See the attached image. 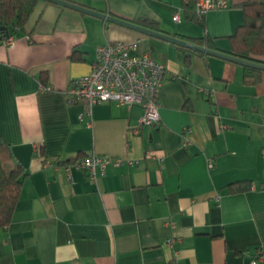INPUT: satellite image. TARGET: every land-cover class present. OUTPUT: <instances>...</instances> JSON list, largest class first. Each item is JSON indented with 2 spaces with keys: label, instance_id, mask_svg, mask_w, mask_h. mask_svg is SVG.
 <instances>
[{
  "label": "crops",
  "instance_id": "0c3cea01",
  "mask_svg": "<svg viewBox=\"0 0 264 264\" xmlns=\"http://www.w3.org/2000/svg\"><path fill=\"white\" fill-rule=\"evenodd\" d=\"M76 1L149 18L194 43L209 34L225 52L245 20L246 0H229L202 23L187 19L183 0ZM8 36L0 37V142L28 175L0 228V264L252 263L264 241V70L248 83L244 65L45 0ZM137 39L138 54L165 64L160 123L139 126L141 106L113 101L85 114L70 89L90 72L97 46ZM91 155L120 162L92 180L75 166Z\"/></svg>",
  "mask_w": 264,
  "mask_h": 264
},
{
  "label": "built area",
  "instance_id": "2783aa9c",
  "mask_svg": "<svg viewBox=\"0 0 264 264\" xmlns=\"http://www.w3.org/2000/svg\"><path fill=\"white\" fill-rule=\"evenodd\" d=\"M189 1V0H183ZM198 14L230 7L229 0H194ZM175 21L181 20L180 9L173 14ZM8 36L5 42L13 43ZM139 40L133 42L107 40L97 46L95 60L88 74L73 81L71 94L74 100L87 105L85 114L91 113L96 103L113 101L118 104L139 105L144 112L139 126L158 125L161 121L159 96L165 74V64L149 53L138 54ZM83 117V116H82ZM120 162L113 156L91 155L75 164L88 171L92 180L104 174L109 163ZM68 169L70 167H67ZM253 189L255 185L251 186ZM251 264H264V241L257 247Z\"/></svg>",
  "mask_w": 264,
  "mask_h": 264
},
{
  "label": "trees",
  "instance_id": "16d2710c",
  "mask_svg": "<svg viewBox=\"0 0 264 264\" xmlns=\"http://www.w3.org/2000/svg\"><path fill=\"white\" fill-rule=\"evenodd\" d=\"M37 1L0 0V37L10 35L16 27L23 28ZM242 8L245 20L230 36L233 47L230 53L241 58L264 62L262 58L264 57V0H246L242 3ZM184 10L187 19L202 23L203 15L196 11L194 0L185 1ZM131 21L160 30L157 22L149 18L138 17ZM196 42L218 49L209 34L197 39ZM259 72L261 71L257 68L245 66V81L255 83L256 74ZM27 175V169L14 157L11 146L7 142H0V228L11 221ZM250 188L251 182H245L243 189Z\"/></svg>",
  "mask_w": 264,
  "mask_h": 264
},
{
  "label": "water",
  "instance_id": "95a60500",
  "mask_svg": "<svg viewBox=\"0 0 264 264\" xmlns=\"http://www.w3.org/2000/svg\"><path fill=\"white\" fill-rule=\"evenodd\" d=\"M45 1L57 3L59 5L65 6V7L73 8V9L79 10L81 12H85V13L97 16V17L102 18L106 21L134 29V30L141 32L143 34H146V35H150V36H154V37L164 39L166 41L184 46V47L189 48L191 50H195V51L202 52L205 54L221 57V58L239 63V64L244 65V66L264 70V62H259V61H255V60H251V59H245V58L238 57V56H236L230 52H225V51H222L219 49H212V48H209L205 45H200V44L179 38L175 35H171L167 32L155 30V29L140 25V24L135 23L131 20L124 19V18L115 16L113 14H110L109 12H104V11L95 9L89 5H86V4L77 2V1H73V0H45Z\"/></svg>",
  "mask_w": 264,
  "mask_h": 264
}]
</instances>
